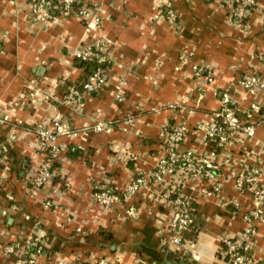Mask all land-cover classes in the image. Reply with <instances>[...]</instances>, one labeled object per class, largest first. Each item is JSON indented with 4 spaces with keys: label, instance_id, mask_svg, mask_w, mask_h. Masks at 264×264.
<instances>
[{
    "label": "crops",
    "instance_id": "1",
    "mask_svg": "<svg viewBox=\"0 0 264 264\" xmlns=\"http://www.w3.org/2000/svg\"><path fill=\"white\" fill-rule=\"evenodd\" d=\"M96 1L97 25L62 13L39 21L30 0H0V264L31 258L33 244L42 247L36 264H230L222 242L242 234L245 214L256 207L253 191L264 188V89L251 95L239 87L246 74L264 85V0L242 27L220 0H172L173 21L156 0ZM93 40L106 43V83L82 107H66L68 87L83 76L73 54ZM194 65L208 66L212 81L195 75ZM223 93L254 133L232 132L218 147L202 128ZM253 105L259 112L248 111ZM54 118L65 130L55 140L56 178L35 187L42 155L32 131L38 124L51 130ZM178 125L185 128L181 149L214 167L218 195L202 193L213 181L179 170L144 183L127 203L105 209L92 201L99 183L124 190L147 180L167 131ZM251 167L259 170L253 185L238 187ZM168 192L193 209L178 247L169 242ZM256 230L250 255L264 264V222Z\"/></svg>",
    "mask_w": 264,
    "mask_h": 264
},
{
    "label": "built area",
    "instance_id": "2",
    "mask_svg": "<svg viewBox=\"0 0 264 264\" xmlns=\"http://www.w3.org/2000/svg\"><path fill=\"white\" fill-rule=\"evenodd\" d=\"M223 4H230L233 8L232 23L237 27H242L245 24V19L252 12L256 5V0H220ZM78 0H58V5L52 3L51 0H30L31 9L36 13V19L46 21L51 18L54 10L59 13L66 14V10H75V16L87 22L94 21L97 25V18L93 17V12L97 10L98 3L96 0H84L83 3L88 7L72 8L73 4H78ZM62 4V8H60ZM156 6L160 15L168 21H173L172 0H156ZM61 11V12H60ZM64 11V12H63ZM106 43L93 40L85 43L80 49L76 50L73 58L82 62H93L96 67L88 77L87 81L82 84L81 91L76 85L68 87L64 96L63 104L69 108H80L84 104L86 97L98 93L106 83V73L108 71L104 50ZM98 51H101L99 53ZM264 58V55H263ZM262 58V59H263ZM264 60V59H263ZM192 71L195 75L204 73L207 82L212 81V72L208 66H193ZM241 87L246 93L255 95L261 93L264 89L263 80L256 74H246L239 81ZM254 113L259 112L256 105L251 106L248 110ZM247 111V112H248ZM245 118H249L248 113H245ZM4 119L0 117V124H3ZM52 121V129L49 130L43 124H38L33 129L36 136V145L38 152L42 155V160L38 166L33 185L41 187L47 182L54 180L56 174L53 170L55 160L59 156V148L55 145V140L58 136L65 133V130L60 123L59 118H54ZM102 124L98 123L96 129L100 130ZM204 130V139L213 141L218 147H223L229 142L232 132L240 131L245 136L251 137L254 133L252 125L244 123L239 113L238 106L228 93H223L220 99V107L214 112L211 122L202 128ZM185 135V128L181 125L175 126L166 133L164 152L157 160L154 169L150 172L147 180L140 176L136 178L124 190H118V193L112 191L101 183L94 185L92 188V201L97 203L102 208H112L117 204L127 203L133 198L139 188L146 182L152 181L160 183L164 177L183 170L187 173H193L195 176L204 179L205 181H213L207 189L202 190L206 196H215L219 194L221 182L218 181L214 173V167L208 161H197L188 151L181 149V143ZM3 154V148L0 146V158ZM259 175V170L256 167H251L242 173L236 180V185L240 188L244 186H252L256 177ZM3 178H0V181ZM117 190V189H116ZM166 205L170 207L171 215L169 229L171 236L169 238L170 245L180 246L184 240V235L189 231L193 224L192 206L190 202L178 195L177 193H166L164 196ZM253 199L256 207L246 213L244 220L246 228L238 238H226L223 240V246L226 253L230 257V264H255L250 250L253 238L256 235L258 224L264 222V188H258L253 191ZM45 207H49V203L45 202ZM134 208L127 209V215L133 217L135 215ZM77 232L80 229L77 228ZM33 243V242H32ZM28 244H31V239ZM34 245V253L31 258L18 259L15 264H36L35 257L42 254V247L38 244ZM13 247H7L6 252L12 253ZM98 264H106L100 261ZM137 264H142L137 262Z\"/></svg>",
    "mask_w": 264,
    "mask_h": 264
},
{
    "label": "trees",
    "instance_id": "3",
    "mask_svg": "<svg viewBox=\"0 0 264 264\" xmlns=\"http://www.w3.org/2000/svg\"><path fill=\"white\" fill-rule=\"evenodd\" d=\"M52 1V3L53 4H55V5H58V0H51ZM79 1V3L78 4H73L72 5V8L74 9V8H81V7H88V5L86 4H84L83 3V1L84 0H78ZM60 8L61 9H63L62 8V4H60ZM61 12V11H60ZM64 12V11H63ZM58 14H60L58 11H56V10H54L53 12H52V14H51V16H56V15H58ZM72 14H74L75 15V13H73L72 12V10H66V15H72ZM244 22H246V19H245V21ZM99 53H101V51H98ZM74 60H76V59H74ZM78 63H79V65H80V68L81 69H83V76H82V79L79 81V82H77V85H76V87H77V89L78 90H80L81 91V89H82V84H84L86 81H87V79H88V77L91 75V73H92V71L95 69V67H96V65H95V63H93V62H82V61H79V60H76ZM93 95H95V94H93ZM54 167H56L55 165H53V167L52 168H54ZM111 191H112V193H118L119 191L118 190H116V189H114V188H110V187H108Z\"/></svg>",
    "mask_w": 264,
    "mask_h": 264
}]
</instances>
